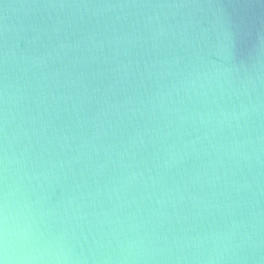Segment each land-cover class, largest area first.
Masks as SVG:
<instances>
[{"label": "water", "instance_id": "95a60500", "mask_svg": "<svg viewBox=\"0 0 264 264\" xmlns=\"http://www.w3.org/2000/svg\"><path fill=\"white\" fill-rule=\"evenodd\" d=\"M8 264H264V0H0Z\"/></svg>", "mask_w": 264, "mask_h": 264}, {"label": "clouds", "instance_id": "9594fccd", "mask_svg": "<svg viewBox=\"0 0 264 264\" xmlns=\"http://www.w3.org/2000/svg\"><path fill=\"white\" fill-rule=\"evenodd\" d=\"M9 248L7 246V233L5 231L3 239L0 240V252L6 257L8 254ZM0 264H8V261L5 258H0Z\"/></svg>", "mask_w": 264, "mask_h": 264}]
</instances>
